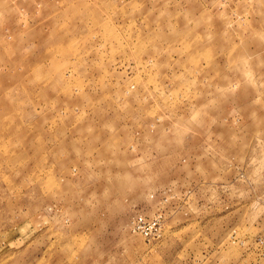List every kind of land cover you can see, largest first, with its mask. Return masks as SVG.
Returning <instances> with one entry per match:
<instances>
[{"label": "rangeland", "instance_id": "1", "mask_svg": "<svg viewBox=\"0 0 264 264\" xmlns=\"http://www.w3.org/2000/svg\"><path fill=\"white\" fill-rule=\"evenodd\" d=\"M0 264H264V0H0Z\"/></svg>", "mask_w": 264, "mask_h": 264}, {"label": "built area", "instance_id": "2", "mask_svg": "<svg viewBox=\"0 0 264 264\" xmlns=\"http://www.w3.org/2000/svg\"><path fill=\"white\" fill-rule=\"evenodd\" d=\"M162 223L163 216L159 212L152 216L138 213L131 218L129 227L132 233L151 240L159 237Z\"/></svg>", "mask_w": 264, "mask_h": 264}]
</instances>
